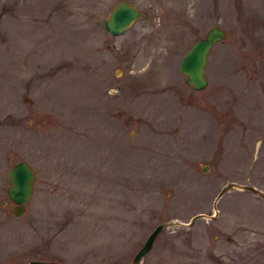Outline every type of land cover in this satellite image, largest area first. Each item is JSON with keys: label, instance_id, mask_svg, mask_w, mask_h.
<instances>
[{"label": "rangeland", "instance_id": "1", "mask_svg": "<svg viewBox=\"0 0 264 264\" xmlns=\"http://www.w3.org/2000/svg\"><path fill=\"white\" fill-rule=\"evenodd\" d=\"M115 1L0 0V264H131L167 220L132 264H264V195L239 185L264 192V0H130L147 15L111 34ZM213 24L194 89L178 60Z\"/></svg>", "mask_w": 264, "mask_h": 264}, {"label": "water", "instance_id": "2", "mask_svg": "<svg viewBox=\"0 0 264 264\" xmlns=\"http://www.w3.org/2000/svg\"><path fill=\"white\" fill-rule=\"evenodd\" d=\"M147 12L143 8L137 7L130 0H116L102 18V26L111 34L124 31L130 23L138 17H145ZM224 35V29L216 24L210 25L202 36L195 38L185 49L178 60L177 67L184 74L185 82L194 89L202 88L207 78L204 73L205 62L208 50L212 43ZM205 169L206 166L201 167ZM35 171L33 166L26 159H18L12 162L5 171L7 182L5 191L12 203L10 211L13 214H20L26 209V202L30 198L33 190V179ZM235 182L227 181L222 184L216 192L220 195L226 188ZM243 188L264 195V192L250 183H240ZM200 213L193 214L188 222H191ZM172 220L157 222L146 234L141 244L131 256V264L139 260L142 254L149 250L156 233ZM26 264H58L55 260H45L30 258Z\"/></svg>", "mask_w": 264, "mask_h": 264}]
</instances>
